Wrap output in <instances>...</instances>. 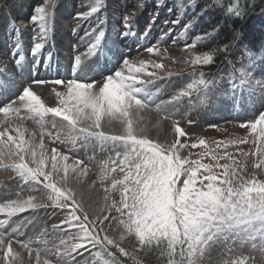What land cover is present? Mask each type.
Segmentation results:
<instances>
[{"label": "snow or ice", "instance_id": "snow-or-ice-1", "mask_svg": "<svg viewBox=\"0 0 264 264\" xmlns=\"http://www.w3.org/2000/svg\"><path fill=\"white\" fill-rule=\"evenodd\" d=\"M57 2L44 0L43 6L35 7L30 17L33 23L38 24L40 40L31 48L32 68L24 81L27 86L22 85L17 99L0 97V168L15 169L23 183L34 192L41 191L36 187L40 185L45 190L41 199L36 195L24 199L17 191L16 199L0 202V214L6 217L0 219V264H32L33 254L35 264H152L150 257L155 258V264H197L214 248L222 249L216 260L218 264H257L242 251H237L236 247L229 246L227 241L250 243L252 249L264 252V180L254 176L246 178L244 174L246 161L253 156L256 157L253 166L264 169V114L254 123L241 125L250 130L255 145L248 152L239 148V145L249 143L247 136L211 143L198 138L191 144L182 143L180 138L186 136V132L177 120H172L174 139L161 143L149 138L142 113L154 110L167 119L172 111H178L182 98L191 97L194 93L198 94V102L202 103L209 88L208 78L202 72L201 79L187 84L170 100L160 103L155 102L159 89L154 86L157 81L178 73L155 60L123 59L114 75L91 81L83 77L84 67H80L81 58L77 56L75 64L80 71L75 77H60L58 74L52 79L35 78L41 68L43 50L50 42L53 9ZM180 2L184 8L188 7L185 0ZM216 2L219 3V0ZM163 4L164 0H157L156 6L161 8ZM101 7L97 3L91 8V13H97ZM261 7L264 9V5ZM252 8L248 7L247 0L243 7L240 0H236L231 7L217 10L243 19ZM91 13H80L76 19L83 22ZM196 19L198 16L183 26L185 32L193 27ZM134 20L132 13L123 16L124 30L119 33L121 39L135 34ZM153 23L155 17L145 29V36ZM173 23H179V19ZM103 24L101 18L100 25ZM13 30L18 31L14 25ZM218 30V24L213 25L211 31L205 30L203 37L194 39L197 43L214 39ZM165 35L168 33L165 32ZM239 35L236 32L233 39ZM103 37V27L98 32L85 30L80 39L82 43L90 44L88 56H96L101 51ZM197 43L188 45V58L183 61L185 65H211L216 54L227 53L231 47L226 44L221 49L217 45L208 52L195 54ZM147 51L158 52L154 47H148ZM47 56L51 57L52 52L48 51ZM261 58H264V52ZM256 60L257 57L250 54V64L241 83L252 91L264 92V80L255 79L250 72ZM45 63L49 65L46 71L53 72L51 62ZM17 64L23 68L19 61ZM23 75L21 71L22 79ZM14 82V78L6 75L0 78V93ZM32 84L63 85L64 90L56 92L58 106H45ZM153 103L155 108L151 109L150 104ZM232 103L237 105L239 98L233 95ZM22 109L36 119L41 129L44 128L45 117H58L59 121L53 119L51 124L56 129L54 139L62 144H70L73 149L79 144L85 149L92 147L102 153H114L107 156L99 171L104 207L92 210L90 216L87 194L79 187L90 168L80 158L68 163L70 157L55 148L49 155L44 142L45 133L41 131L37 141L36 133L29 132L22 123ZM12 115L21 122L14 124L10 118ZM13 132L15 136L10 134ZM25 133H28V139H25ZM47 135L52 137L51 132ZM233 147L237 149L236 154L229 151ZM195 148L201 151L192 153L190 149ZM185 149L189 151L187 155H182ZM117 169L123 174L121 178L111 175ZM108 180H111L110 188L104 183ZM118 186L119 204L115 201L107 204L109 192L117 190ZM96 187L93 181L88 186V192ZM246 191L248 195L243 196ZM209 193L215 198L214 203L206 202ZM49 207L67 210L64 224L68 229L78 231L68 233L67 238L61 235L59 243L53 242L49 247L46 239L20 240L19 228L6 230L10 218L16 214ZM113 209L118 216H111ZM105 212L108 215H104ZM110 216L116 222L115 226L105 224ZM117 229L118 236L112 235L111 232ZM53 230L65 232L60 225H53ZM46 233L45 229L40 236ZM16 244L27 252V261L19 251H14ZM41 244L43 249L39 247ZM85 253L89 255L84 257L83 262L79 261L77 257ZM51 256L56 258L54 262L49 258Z\"/></svg>", "mask_w": 264, "mask_h": 264}, {"label": "rangeland", "instance_id": "rangeland-1", "mask_svg": "<svg viewBox=\"0 0 264 264\" xmlns=\"http://www.w3.org/2000/svg\"><path fill=\"white\" fill-rule=\"evenodd\" d=\"M185 2L188 3L187 8L181 5L180 0H164L163 6L157 8V0H146V2L145 0H58L53 9L54 15L50 34L52 33L51 36L62 46L60 50L63 54L62 60L63 58L70 59L71 67H76L75 58L80 56V67H84L83 76L86 77L84 75L85 72H89L87 79L93 78L91 81H98L104 77L112 76L103 75L99 77L93 75V72L95 73L101 69L100 65L102 61L109 66L113 65V69H116L115 72L119 70L123 59L143 60L145 62L155 60L156 62L164 63L167 69L178 74L157 81L154 87L159 90L154 99L156 103H160L170 100L174 94L182 91L187 84L198 79L191 71L208 73L212 65L191 66L183 63L188 58L186 55L188 45H191L195 41V37L204 36L200 34L203 20L199 14L194 16H198V19L193 21V27L187 32L184 31L183 26L192 20V15L194 14L193 9L190 7L191 2L189 0H185ZM97 3L101 4L102 7L97 13H91V8ZM43 4L44 0H0V45L2 43L4 44L5 41L9 42L13 40L11 37L16 36L14 35L13 25L15 28L18 22L27 25L25 29L20 31L24 35L29 34L27 36L25 35L27 40L31 39L32 35L30 37V34L39 36L38 24L33 23L30 17L34 14V8L43 6ZM85 12L91 13V15L88 19L83 20V22H79L76 17L78 14ZM126 13L135 15L136 21L134 20V28L140 30L138 35L141 37L140 46L135 41L129 45L130 49L122 47L118 39L120 37V30L123 28V16ZM153 17H155V23L151 24V29L145 36V29H148ZM256 17L257 28L258 26H264V9L257 13ZM101 18L104 20L103 25H100ZM178 19L179 23H173V21ZM78 23L79 26H77ZM100 27H103L105 31V37L102 38L101 51H98L96 56H88L87 53L90 44L82 43L80 37L85 35L86 29L89 31L94 29L98 32ZM165 32L168 35H165ZM148 47H154L158 52L149 53L147 51ZM245 49L246 47L237 50L230 57L233 60L232 62L244 71L250 64V54ZM195 54L199 53L196 52ZM256 57L257 60L254 62V66L250 68V72L254 74L255 79L264 80V58H261V54ZM2 58L7 63L9 62L7 51L0 48V61ZM228 62L231 64L229 60ZM63 90V87L53 89L47 86V84L39 85L35 88L36 94L47 107L58 106L59 101L56 97V92ZM233 95L239 98V103L235 106L232 103ZM197 97L198 94L194 93L191 97L182 98L179 102L178 111H172L167 119L157 114L161 120L157 123L149 124V122H152L149 115L154 113V110L145 111V114L142 113L144 123L148 126L147 134L149 138L161 143L171 142L174 139L172 120H177L179 126L186 132V136L180 138L182 143L191 144L198 138H203L211 143L213 141H225L247 136L249 137V143L239 145V148L245 152L254 149L255 145L252 143L250 130L241 127V125L254 123L261 114H264V92L259 90L252 91L241 82L238 83L232 79L230 69H225L219 82L215 86L213 84L209 86L207 96L202 103L198 102ZM150 108L154 109L155 103L151 104ZM20 116L23 117L22 123L24 127L28 128L29 132L36 133L37 141L40 139L41 131L45 133L44 142L49 155L52 149L55 148L57 151L70 157L68 163H71L76 158H80L85 162V165L90 168V172L88 176L83 178V183L79 187L87 194L86 198L89 202L90 216L92 210H98L104 207V192L103 188L100 187L99 171L107 156L114 155V153H102L98 148L94 149L92 147L85 149L80 147L79 144L73 149L70 144H62L55 140L56 129L52 128L51 122L53 119L59 121V118L51 117V115L45 117V125L41 129L36 119L32 118L30 113L22 109ZM10 118L14 124L21 122L15 115H12ZM49 132L52 133V137L47 135ZM10 134L15 136L14 132ZM25 139H28V133H25ZM61 139H63V136H61ZM188 151L189 149H185L182 155H187ZM190 151L197 153L201 149L195 148L190 149ZM229 151H232L234 154L237 153L235 147L230 148ZM255 160L256 157L253 156L246 161L245 177L254 176L259 180H264V169L255 168L253 166ZM111 175L121 178L123 174L117 169V172ZM93 181L96 182L97 187L89 193L88 186ZM104 183L106 187L110 188L111 180L105 181ZM36 187H39L41 191H32L29 185L23 183L13 168L0 170V202H7L8 199H16L15 193L17 191L21 193V197L24 199H27L29 195H36L38 199L43 198L42 193L45 190L42 188V185ZM113 201L119 204V186L117 190L109 192L107 204L110 205ZM66 212L67 210L53 209L51 207L47 209H30L11 217L9 224L12 227H6V230L12 231L15 228H19L20 240L46 239L50 247L53 242L59 243V237L61 235L67 238L68 233L78 231V229H68L67 225L64 224ZM103 214L108 215L107 212ZM118 215L115 209H113L111 216ZM111 216L109 220L105 221V224L115 226L116 222L111 219ZM5 218L4 214H0V219ZM53 225H60L65 229V232H54ZM45 229L47 233L41 237L40 233L44 232ZM118 232L119 230L117 229L116 231H112L111 234L118 236ZM227 244L234 248L236 247L237 251H242L250 259H254L257 261V264H264V261L261 260L260 252L252 249L250 243L243 244L240 241L234 243L233 240H229ZM33 246L37 247L36 245ZM39 247L43 249L44 245L41 244ZM220 250L222 249L214 248L211 251L209 259L213 261V255L216 254L217 257L215 256V260H217L220 255ZM14 251H19L25 261L29 259L27 252L20 249L18 244L14 245ZM87 255L89 254L85 253L84 256H78L77 259L83 262L84 257ZM43 258L44 255L42 253ZM49 258L53 262L56 259L54 256ZM32 264H35L34 254Z\"/></svg>", "mask_w": 264, "mask_h": 264}, {"label": "trees", "instance_id": "trees-1", "mask_svg": "<svg viewBox=\"0 0 264 264\" xmlns=\"http://www.w3.org/2000/svg\"><path fill=\"white\" fill-rule=\"evenodd\" d=\"M193 5L195 15L199 14L203 20L202 31L200 34L205 35V30L211 31L213 25L218 24V32L214 39H205L203 43H197L196 52L205 53L210 49H214L217 45L223 49L226 44L231 45L229 51L218 53L214 56V63L210 66L209 72H215L223 65H225L230 57L238 50L246 47L251 53L258 54L264 50V26H258L256 14L261 12L264 5V0H254L255 7L252 8L253 0H247L248 7L252 8L247 16L243 19L237 16H230L223 14L221 8L231 7L236 3V0H190ZM246 0H240V5L243 7ZM208 5V6H206ZM212 5H215L214 7ZM236 32L240 35L234 40ZM202 37V36H200ZM209 67V66H208ZM152 264H155V258H149Z\"/></svg>", "mask_w": 264, "mask_h": 264}, {"label": "clouds", "instance_id": "clouds-1", "mask_svg": "<svg viewBox=\"0 0 264 264\" xmlns=\"http://www.w3.org/2000/svg\"><path fill=\"white\" fill-rule=\"evenodd\" d=\"M243 196H247L248 193L247 191L244 192L242 194ZM206 202H209V203H214L215 202V198L211 195V193L208 194V196L206 197ZM211 249L209 250V254L203 259V261H197V264H218V262L216 261H212L209 259V256L211 254ZM260 255H261V260L264 261V252H260Z\"/></svg>", "mask_w": 264, "mask_h": 264}, {"label": "bare ground", "instance_id": "bare-ground-1", "mask_svg": "<svg viewBox=\"0 0 264 264\" xmlns=\"http://www.w3.org/2000/svg\"><path fill=\"white\" fill-rule=\"evenodd\" d=\"M151 105V104H150ZM145 114V113H144ZM147 114V113H146ZM151 118L150 119H152V122H149V124H152V123H157V122H159V121H161L160 120V118H159V116L157 115V113L156 112H154V113H151V115H149ZM26 193V192H25ZM215 256H216V254H214L213 255V261H216L215 260ZM217 257V256H216Z\"/></svg>", "mask_w": 264, "mask_h": 264}]
</instances>
